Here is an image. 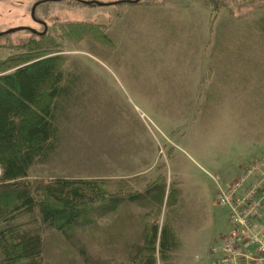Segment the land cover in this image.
<instances>
[{
    "label": "rangeland",
    "instance_id": "374dc122",
    "mask_svg": "<svg viewBox=\"0 0 264 264\" xmlns=\"http://www.w3.org/2000/svg\"><path fill=\"white\" fill-rule=\"evenodd\" d=\"M33 1L0 0V31L20 25L39 29L28 19ZM49 4L57 18L55 42L50 45L62 57L67 76L63 83L70 85L67 98L57 104V143L29 168L27 181L105 179L119 187L122 198L106 201L109 207L61 231L44 226L42 264H135L130 259L136 246L143 244L144 222L152 221H157L158 237L162 225L172 229L175 247L169 259L157 264H212L211 249L230 224L227 210L216 206V187L204 170L236 166L234 174L222 176L224 185L248 162L264 165V33L260 32L264 0H140L106 7L74 0ZM256 19L263 27L253 25ZM81 22L92 24L97 38L94 34L83 38L75 30L68 34L66 28ZM213 22L211 38L207 28ZM28 37L24 31L0 37V73L14 68L20 50L14 45ZM231 38L247 41L243 54H232L227 47L234 42ZM209 39L211 50L205 49ZM216 52L226 55L215 60ZM151 72L159 73L155 91H145L152 83ZM226 80L229 86L238 84L239 108L229 101L235 94L228 93L224 100ZM203 91L215 105L223 102L221 106L204 110L196 105L192 95L198 92L196 99L204 107ZM211 109L209 127L196 137L202 141L203 160L189 148L201 124L199 112L204 110V118ZM111 155L114 162L107 164ZM153 185L162 186L159 210ZM144 186L153 190L129 199Z\"/></svg>",
    "mask_w": 264,
    "mask_h": 264
},
{
    "label": "trees",
    "instance_id": "16d2710c",
    "mask_svg": "<svg viewBox=\"0 0 264 264\" xmlns=\"http://www.w3.org/2000/svg\"><path fill=\"white\" fill-rule=\"evenodd\" d=\"M92 28V24L81 22L66 30L70 35L75 30L83 38L93 34L97 38ZM50 52L54 53L50 43L39 40L32 48L20 49L14 68L0 73V264H42L44 226L61 231L109 207L106 201L122 198L119 187L107 184L105 179L54 177L45 183L27 181L29 168L57 143V104L67 98L70 85L63 83L67 76L60 63L62 57L56 52L46 56ZM156 186L152 188L159 197V210L162 186ZM151 190L144 186L129 199ZM144 223L143 244L136 246L130 261L157 264L158 260L169 259L175 248L172 229L162 225L158 237L157 221Z\"/></svg>",
    "mask_w": 264,
    "mask_h": 264
},
{
    "label": "built area",
    "instance_id": "2783aa9c",
    "mask_svg": "<svg viewBox=\"0 0 264 264\" xmlns=\"http://www.w3.org/2000/svg\"><path fill=\"white\" fill-rule=\"evenodd\" d=\"M213 181L215 203L228 213L230 228L210 252L212 264H264V165L251 162L228 184Z\"/></svg>",
    "mask_w": 264,
    "mask_h": 264
},
{
    "label": "crops",
    "instance_id": "0c3cea01",
    "mask_svg": "<svg viewBox=\"0 0 264 264\" xmlns=\"http://www.w3.org/2000/svg\"><path fill=\"white\" fill-rule=\"evenodd\" d=\"M226 21V20H225ZM225 21H224V25H225ZM211 24V26L210 27H208L207 29L209 30L210 29V33H209V36H211V38L214 36V32L212 31L213 30V27H215V24H214V22L213 23H210ZM218 24H222V22H219ZM258 24H260V20H258V19H256L255 21H254V23H253V25H255V27L257 28H259V27H263L262 25H258ZM209 26V25H208ZM195 27V26H194ZM199 27H201V25L199 24ZM207 27V26H206ZM224 27V26H223ZM196 28H198V27H196ZM261 30V31H260ZM259 31L261 32V33H264V31L262 30V29H260ZM255 31V30H254ZM196 32H197V34H196ZM256 32V31H255ZM195 34H196V36H195ZM228 34L229 35H240V33L238 32V33H236V32H228ZM194 37H196V39H197V37H198V39H199V32L198 31H194ZM221 35V37L223 36V34H220ZM207 36H208V34H207ZM232 39V41H234L233 43H231V42H229V44L227 43V47L229 46L230 48H232L231 50H232V54H236V55H241V54H243V50H241L244 46H246L247 45V41L245 40V39H242V41H239V38H231ZM224 42H226L225 40L223 41V43H222V39H221V44L222 45H224L225 46V43ZM199 43L200 42H198V43H196V45H198L199 46ZM206 46L207 45H209V48H205V49H209V50H211V46H212V44H211V42H210V39H209V41H206ZM241 44V47H240V50H238V46ZM193 45H194V49H193V46H192V52L194 53L195 51H196V46H195V44L193 43ZM219 45V44H218ZM204 49V50H205ZM245 49H246V51L244 52V53H248L249 54V51H248V49L245 47ZM208 50V51H209ZM191 52V53H192ZM200 52V51H199ZM199 52H197V53H199ZM189 54L191 57L190 58H192L193 59V54ZM204 53V52H203ZM209 53H210V51H209ZM200 54V53H199ZM231 54V55H232ZM226 55V52H216L215 53V55H213V57L215 58V60H218V59H222L223 58V56H225ZM210 55H208V57H209ZM159 75V73H152L151 72V74H150V78H151V86L149 87V88H147L146 87V89H145V91H155V85H156V83H157V79H155V77L156 76H158ZM225 77V76H224ZM233 77H234V75H233ZM233 79V78H232ZM228 84V90H227V88H226V96H225V98H224V100L227 98V94L229 95V96H231V95H233V94H235V97H231L230 99H229V101H230V103H231V105L233 106V107H235V108H239L240 106H242L241 104H240V98H241V96H240V94H241V92H240V90H239V87H238V84H235V85H230L229 86V81H228V83H227V80H226V85ZM200 85H202V84H200ZM204 85V84H203ZM195 87H197V85H195L194 84V89H195ZM217 90H218V88H217ZM204 92V91H203ZM198 93V92H197ZM197 93H195V94H193L192 96H193V98L195 99V102H196V105H198L199 107H201L202 109H204L205 110V108H207V107H211L212 109H217V107L218 106H221V104L223 103H221L220 105H215L216 103H215V101H212V100H209L208 99V91H207V94H205V92H204V99H203V105H204V107H202L201 106V102H200V99L198 100V99H196V96H197ZM246 97H248L247 95H246ZM244 99H246V98H244ZM197 100H198V103H197ZM215 100V99H214ZM223 100V101H224ZM210 101H212V102H210ZM185 104V103H184ZM212 109L211 110H207V112L205 113V116H204V118H203V113H204V110L203 111H201V112H199L200 113V115H199V118H200V122H201V124H202V126H201V124L195 129V133L193 134V138H192V141H191V147L189 148V149H191V152L193 153V154H195V156L196 157H201L202 159H203V154L201 153V148H200V144H201V142L202 141H198L197 139H196V137H197V135L200 133V132H202V135H203V131H204V129H206L207 127H209V125H210V120H212L210 117H211V113H212ZM201 126V127H200ZM106 152H107V150H106ZM111 160H112V162H110V163H107V164H111V163H113L114 162V160H113V156L111 155L110 157H109ZM202 159H198L199 161H201L202 162ZM203 160H205V159H203ZM98 163H100V161H98ZM249 163V162H248ZM247 163V164H248ZM100 164H102V163H100ZM107 164H102L103 165V167L106 169V168H110ZM246 164V165H247ZM201 167V166H200ZM212 167V168H211ZM205 169V168H204ZM207 169H214V170H212L213 172H216L217 174L219 173L220 174V176H221V178H222V176H224V175H227V174H234L235 172H236V166L233 168V166L230 164V166H225V165H223L222 166V164L220 165V166H215V165H213V166H210V168H207ZM225 170V171H224ZM204 171H206V172H208V173H213L212 171H207V170H204ZM218 174V175H219ZM224 177H228V176H224ZM103 178H105V177H103ZM219 243V240L217 241V243H216V245Z\"/></svg>",
    "mask_w": 264,
    "mask_h": 264
},
{
    "label": "flooded vegetation",
    "instance_id": "af4514ba",
    "mask_svg": "<svg viewBox=\"0 0 264 264\" xmlns=\"http://www.w3.org/2000/svg\"><path fill=\"white\" fill-rule=\"evenodd\" d=\"M55 0H34L33 3L31 4L29 13H28V19L31 21L33 26L39 27V29L33 28L29 25H20V26H15L11 28H17V27H25L28 29L20 30L27 32L29 37L26 40H21L17 45L14 46H19L20 49H28L32 48L36 43H38L39 40L42 41H48V43L55 42V37H56V13L55 9H51L52 7L50 6ZM42 5H46L43 8H40ZM11 28H8L6 30H9ZM6 30L0 31L4 32ZM19 32V31H18ZM15 33V32H14ZM12 34V33H11ZM9 34L0 36L4 37ZM11 45V44H10ZM13 46V45H12ZM55 55V53H49L46 56H51Z\"/></svg>",
    "mask_w": 264,
    "mask_h": 264
},
{
    "label": "water",
    "instance_id": "95a60500",
    "mask_svg": "<svg viewBox=\"0 0 264 264\" xmlns=\"http://www.w3.org/2000/svg\"><path fill=\"white\" fill-rule=\"evenodd\" d=\"M55 1H61V0H55ZM78 3L84 4V5H96L99 7H106V6H111L114 4H137L140 0H122L118 1L115 3H102V2H97V1H82V0H74ZM28 29L25 27H17V28H11L9 30H6L4 32H0V36L6 35V34H11L14 32H18L20 30Z\"/></svg>",
    "mask_w": 264,
    "mask_h": 264
}]
</instances>
